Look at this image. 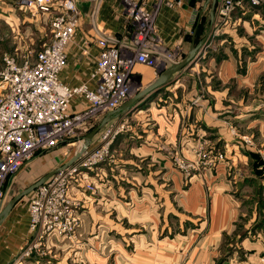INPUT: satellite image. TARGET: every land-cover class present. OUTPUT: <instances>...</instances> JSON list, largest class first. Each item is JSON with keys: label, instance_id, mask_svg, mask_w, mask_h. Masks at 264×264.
Instances as JSON below:
<instances>
[{"label": "rangeland", "instance_id": "rangeland-1", "mask_svg": "<svg viewBox=\"0 0 264 264\" xmlns=\"http://www.w3.org/2000/svg\"><path fill=\"white\" fill-rule=\"evenodd\" d=\"M20 1L25 4L31 3L32 0ZM53 1L64 2L65 0ZM75 1L83 17L68 47L65 68H68L69 62L72 61L75 73L78 74L80 70H77L78 58L89 55L90 63H95L98 57V52L95 53V50H99L98 38L105 34H115L125 40H132L135 23L128 16L120 0ZM107 1H113L116 6L118 20L120 18L124 20V26L127 27L124 35L115 31L110 32L113 28L103 17ZM220 2L221 0H216L214 3L213 0H182L181 4L173 8L160 7L158 24L166 8L171 9L175 21V30L171 38L165 40L166 45H170L168 48H171L172 53H170L174 58L167 67L183 61L191 50L190 44L193 40L194 42L196 40L195 44H197L202 39L204 43L202 41L198 47L194 63L205 59L204 61L213 64L205 66L207 74L203 73L199 66L195 68L192 80L189 82H186V79L182 80L184 77L177 73L173 78L167 79L170 82L163 84L164 90L158 94L159 96L152 97L150 101L152 104L149 102L148 108L141 106L137 110V112L142 110L140 114L118 118L114 122L115 129L108 144L109 148L105 150L106 158L90 169L94 172L100 171V166L103 169L107 168L109 163L120 159L119 154L122 152L114 148V142L119 136L133 133L135 141L145 139L154 142L155 148H147L155 154L153 158L145 157L141 161L153 163L151 167H146L151 170V173L161 168L167 172L162 175L164 170L159 172L156 175L157 179H153L150 183L144 179L134 183L133 186L139 184V188L143 189L145 187L154 188L157 185L158 190L162 188L172 190L173 188L180 190L201 188L207 194V191L212 190L213 187L219 190L216 187L217 184L224 182L228 185L229 191H233L241 206L239 216L235 221L236 228L233 230L239 237L234 239L233 245L228 247V253H233V258L238 262L243 258L251 260L257 258L256 262L262 261L264 264V249L259 252L258 257H244L249 249L242 247L241 244V240L249 234L253 236L258 233L263 234L264 243V10L262 11L260 6L250 8L247 5L244 10L236 7L226 21V19L222 20L223 18L217 13ZM33 6L34 4L32 8L25 7L22 10L19 8L18 13L23 12L29 16L32 13L38 14V20L0 21V71L5 68L8 57H14L21 63L35 61L44 44L51 40L50 17L53 13L50 11L44 13L38 9V6L35 5L34 8ZM87 31L90 33H86ZM160 31L162 35L161 28ZM162 37L164 38L163 35ZM202 46L204 50L201 49ZM229 60L236 64V68L234 72L233 70L230 73L227 71V74L223 72L221 66L224 67V63H232ZM148 69L151 71V78L152 73L155 76L165 67L158 69L136 62L133 67L134 86H136L135 73L138 72L141 76L147 77ZM0 82L2 83L1 79ZM2 86L3 84H0V100L8 94V90ZM78 96L81 95L75 98L77 99ZM250 111L261 113L249 117L246 113ZM162 120L165 121L164 125H161ZM100 122V116L89 118L84 125L82 124V129L61 141L58 146L50 149H36L32 157L26 160V165L24 164L25 166L23 165L24 167L22 166L23 168L17 171V176L14 179H8L7 185L11 183L10 188L5 190L3 205L5 206L21 191L51 171L62 167L77 166V171L74 172L72 178H69V181L72 179L69 182L71 195L76 183L81 184L82 192L79 200L72 197L77 201L75 203L79 211L76 235L71 238L58 234L49 235V237L55 236L77 245L80 241L79 226L82 221V205L88 206L90 197L100 195L99 190L102 191L103 188L98 189L90 178L91 170L83 164L80 165L79 161L84 152L72 164H67V162L81 152L86 135L93 131ZM212 125L219 127L218 134H216L218 129L216 132L211 131L213 130ZM103 129H100L94 136L96 137V142L93 144L95 146L91 147L89 144L87 148L100 146V135ZM141 129H149L147 134H152L149 137L141 136ZM158 131L161 132L155 134ZM129 152L124 151L122 159H136L146 155ZM249 162L253 164L252 171ZM123 168L125 176L130 179L134 173V167L129 164ZM106 173L110 177L109 169ZM167 173L171 177L167 176ZM252 173L260 181L256 183L253 180L244 179ZM107 181L110 180L107 179ZM261 182L263 185L260 184ZM245 184L247 186L243 191ZM33 192L31 191L19 200L20 204L26 205L28 209L30 229L32 220L30 196ZM31 233L32 241L25 247V250L29 248L30 253L35 250L39 254L47 253L48 250L44 246L46 239H42L40 244L34 247V241L37 242L38 237L32 229Z\"/></svg>", "mask_w": 264, "mask_h": 264}, {"label": "crops", "instance_id": "crops-1", "mask_svg": "<svg viewBox=\"0 0 264 264\" xmlns=\"http://www.w3.org/2000/svg\"><path fill=\"white\" fill-rule=\"evenodd\" d=\"M25 7L32 8V3L24 4L20 0H0V21L38 20V14L32 13L29 16L23 12L18 13L19 8L22 10ZM103 11L105 12L103 17L113 28L110 29V32L115 31L124 35L127 27L124 26L122 18L118 20V10L113 1H107ZM174 22L171 9H164L159 26L166 47L170 46L166 45L165 40L171 38L173 30H175ZM90 31L86 33L89 34ZM202 41L203 39L196 45L200 47ZM192 45L193 43L190 44V47ZM97 52L99 54V50H95V53ZM89 58V55L78 58L77 70L80 69L78 74L75 73L72 61L69 62V67L64 68L61 72V79L72 86L86 81L96 65V61L94 64L90 63ZM204 60L186 65L172 74L168 80L178 73L184 77L182 80L186 79V82H189L192 80L193 71L198 66L203 73H206L205 66L213 63ZM229 62L232 63H224V67L221 66L223 72L227 74L232 70L234 72L236 68V64L232 60ZM148 71L147 77L141 76L138 72L135 73L136 86H134L132 94L115 110L101 115V121L112 114L109 123H114L123 116L140 114L142 110L137 112L140 109L138 107L148 108L147 104L152 101V97L163 92V84L170 82L164 81L153 89L147 90L163 72L161 71L155 76L152 73L150 78L151 71L149 69ZM135 97L137 99L130 107L120 110ZM81 98L83 97L78 96L77 99H74L72 103L74 110L85 106L86 101ZM115 111L119 112L116 114ZM260 113V111H250L246 114L253 117ZM164 123L165 121L162 120L161 125ZM212 127L211 131L216 132L218 129L216 134L220 132L216 125H212ZM148 130L141 129V136L149 137L152 133L147 134ZM159 132L161 131L155 134ZM95 138L90 142L91 147L95 146L93 145L96 142ZM134 138L135 134L133 135V133L119 136L114 142V148L122 152L119 154L120 159L109 163V165L106 164L107 168L103 169L100 166V171L94 172L90 169V178L98 189L100 187L103 190H99L100 195L90 197L88 206L82 205V221L79 226L80 241L77 245L65 239L48 236L44 245L48 250L47 253L39 254L35 250L29 255L22 254L25 247L32 241V233L28 209L26 205H21L18 201L5 217L0 218V264H247L256 261L257 258L254 260L243 258L238 262L233 258V253H228V247L233 245V240L239 237L233 230L236 228L235 221L239 216L241 206L233 191H229L228 185H225L224 182H220L216 186L220 191L213 187L212 190L207 191V194L201 188L195 190L162 188V190H158L157 185L154 188L145 187L143 189L139 188V184L133 186L134 183L144 179L150 183L153 179H157L156 175L159 172L164 170L161 175L167 172L161 168L158 171L155 169L153 170L155 173H151V170L147 169L153 163H149V161L144 163L141 159L153 158L152 156L155 154L151 152V149L155 148L154 142L145 139L135 141ZM148 147L151 149H147ZM124 151L135 152L136 155H146L136 159H122ZM77 156L78 154L67 164L76 161ZM129 164L134 167V173L130 179L125 176L123 168ZM249 166L252 171L253 164L251 162H249ZM108 169L111 172L110 177L106 173ZM17 174L18 172L11 178L14 179ZM167 176L171 177L169 173ZM244 179L253 180L256 183L260 181L253 173ZM10 183L6 189L10 188ZM260 184L263 185L262 182ZM246 186L247 184L244 185L243 191ZM80 187L81 184L78 183L73 187L72 196L76 200H79L80 193H82ZM5 206H1L0 214ZM262 237V233L253 236L249 234L245 239L243 238L244 240H241L242 242L240 241L242 247L249 249L244 257L259 256V252L264 249Z\"/></svg>", "mask_w": 264, "mask_h": 264}, {"label": "built area", "instance_id": "built-area-1", "mask_svg": "<svg viewBox=\"0 0 264 264\" xmlns=\"http://www.w3.org/2000/svg\"><path fill=\"white\" fill-rule=\"evenodd\" d=\"M120 1L135 23L133 39L125 40L115 34L98 38L95 68L86 81L76 86L64 82L61 72L66 66L68 47L82 21L81 10L75 0L31 1L40 11L53 13L50 17L51 40L44 44L35 61L21 63L8 57L5 68L0 71V84L8 90L7 96L0 100V208L8 179L36 149L58 146L82 129L87 119L116 109L132 94L136 62L161 69L173 61L172 50L164 45L157 19L161 6L173 8L182 0ZM247 5L250 8L260 6L264 10V0H221L217 13L227 21L236 7L244 10ZM77 95H81L87 105L73 110L72 103ZM114 126L109 123L103 129L99 147L86 148L80 165L90 169L106 158L105 150L109 148ZM67 168L52 175L30 196L31 229L38 237L34 247L50 234L68 238L76 235L79 211L77 201L69 191L72 181L69 178L77 171V166ZM29 253L28 248L23 254Z\"/></svg>", "mask_w": 264, "mask_h": 264}, {"label": "water", "instance_id": "water-1", "mask_svg": "<svg viewBox=\"0 0 264 264\" xmlns=\"http://www.w3.org/2000/svg\"><path fill=\"white\" fill-rule=\"evenodd\" d=\"M216 0H213V2H215ZM204 43V41H203ZM198 45H196L193 41V45L191 47V51L189 53V55L183 60L180 61L168 68H166L162 74L160 75L159 79L152 85L149 86L147 88V90L149 89H153L154 87H156L157 85H159V83H162L164 81H166L172 74L176 73L177 71L181 70L183 67H185L186 65H188L189 62L194 63V56L197 52L198 49ZM204 50V46H202V48ZM202 52V50L200 51V53ZM199 53V54H200ZM139 97V96H138ZM137 99V97L133 98L132 101H130L129 103H127L125 106L121 107L120 110L126 109L127 107H130L131 104ZM115 110V109H114ZM113 111V110H112ZM119 112V111H115ZM117 114V113H116ZM112 119V114H110L108 117H106L105 119H103L100 124L93 130L91 131L89 134L86 135L85 137V142L82 145V149L81 152L78 154V156L83 153L85 151V149L88 147V145L90 144V142L92 141V139L94 138V136L97 134V132L100 129H103L106 125H108V123L111 121ZM77 156V157H78ZM68 164H72L68 163ZM64 168V167H62ZM62 168L56 169L51 171L50 173H48L47 175H45L44 177H42L40 180H38L37 182L33 183L32 185H30L29 187L25 188L23 191H21L18 195H16L3 209L2 213L0 214V218L1 217H5L7 215V213L10 211V209L20 200L22 199L26 194L30 193L31 191H34L39 185H41L42 183H44L46 180H48L52 175L56 174L59 170H61Z\"/></svg>", "mask_w": 264, "mask_h": 264}]
</instances>
